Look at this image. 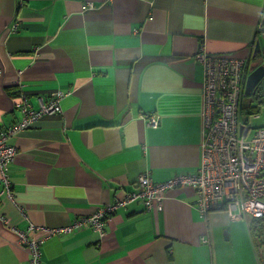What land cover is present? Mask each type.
<instances>
[{
    "label": "crops",
    "instance_id": "obj_1",
    "mask_svg": "<svg viewBox=\"0 0 264 264\" xmlns=\"http://www.w3.org/2000/svg\"><path fill=\"white\" fill-rule=\"evenodd\" d=\"M263 16L264 0H0V130L24 119L22 96L37 109L66 93L60 114L9 139L17 154L13 201L0 198V264H29L17 235L29 225L69 227L133 191L142 173L155 182L196 173L205 140L196 55L260 63ZM248 220L202 215L195 189L177 187L160 212L117 209L104 237L57 232L41 264H259Z\"/></svg>",
    "mask_w": 264,
    "mask_h": 264
},
{
    "label": "built area",
    "instance_id": "obj_2",
    "mask_svg": "<svg viewBox=\"0 0 264 264\" xmlns=\"http://www.w3.org/2000/svg\"><path fill=\"white\" fill-rule=\"evenodd\" d=\"M87 7L92 9V5ZM259 31L264 41V28L260 27ZM196 60L203 65L202 123L205 134L197 172L179 174L163 182H155L149 173H142L133 191L114 203L99 207L91 216L78 218L69 227L46 229L29 225L26 231H17L19 244L29 254V264H41V246L57 232L90 228L104 237L105 221L117 209L139 202L147 211L160 212L164 196L177 187L195 189L202 215L220 209L225 210L232 221L264 215V127L252 131L250 126L241 125L240 120L248 62L231 55L201 52L196 55ZM65 95V92L55 91L47 101L40 99L37 109H29L24 96L17 102L24 119L0 130V198L4 196L13 201L9 167L17 151L9 144V139L44 116L60 114ZM144 120L151 127L159 124V117L155 115L145 116Z\"/></svg>",
    "mask_w": 264,
    "mask_h": 264
},
{
    "label": "trees",
    "instance_id": "obj_3",
    "mask_svg": "<svg viewBox=\"0 0 264 264\" xmlns=\"http://www.w3.org/2000/svg\"><path fill=\"white\" fill-rule=\"evenodd\" d=\"M260 27L264 28V16L261 19ZM244 100L245 98L243 101ZM255 100H257V105H264V86H261V84L258 86L255 94L249 97V101L246 104L242 101L241 113H243L242 111L244 108H247L249 115L257 114L260 111V107L252 106ZM247 220L252 247L258 259V263L264 264V215L260 218L248 217Z\"/></svg>",
    "mask_w": 264,
    "mask_h": 264
},
{
    "label": "water",
    "instance_id": "obj_4",
    "mask_svg": "<svg viewBox=\"0 0 264 264\" xmlns=\"http://www.w3.org/2000/svg\"><path fill=\"white\" fill-rule=\"evenodd\" d=\"M256 53L257 54L261 53V47L259 42H256L255 44L253 58H255ZM263 78H264V65L261 62L260 63L254 62L252 65H250L249 74L246 77V82H245L244 94L246 97H251L252 95L255 94Z\"/></svg>",
    "mask_w": 264,
    "mask_h": 264
},
{
    "label": "rangeland",
    "instance_id": "obj_5",
    "mask_svg": "<svg viewBox=\"0 0 264 264\" xmlns=\"http://www.w3.org/2000/svg\"><path fill=\"white\" fill-rule=\"evenodd\" d=\"M261 63L264 65V53L262 52L260 57H259ZM261 86H264V80L261 81ZM249 101V97H245L244 103L246 104ZM252 106L260 107V111L257 113L259 116L258 118H254L253 114L249 115L247 111V108L243 109V113L241 114L240 120L250 126V128L253 130L257 128L264 127V105H257V100H255L252 104ZM255 109V108H254Z\"/></svg>",
    "mask_w": 264,
    "mask_h": 264
},
{
    "label": "clouds",
    "instance_id": "obj_6",
    "mask_svg": "<svg viewBox=\"0 0 264 264\" xmlns=\"http://www.w3.org/2000/svg\"><path fill=\"white\" fill-rule=\"evenodd\" d=\"M250 67V64L248 63V68ZM249 71V70H248ZM249 74V73H248ZM248 76V75H247ZM245 95V94H244Z\"/></svg>",
    "mask_w": 264,
    "mask_h": 264
},
{
    "label": "flooded vegetation",
    "instance_id": "obj_7",
    "mask_svg": "<svg viewBox=\"0 0 264 264\" xmlns=\"http://www.w3.org/2000/svg\"><path fill=\"white\" fill-rule=\"evenodd\" d=\"M248 70H249V68H248Z\"/></svg>",
    "mask_w": 264,
    "mask_h": 264
}]
</instances>
